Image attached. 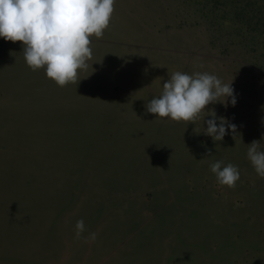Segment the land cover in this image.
<instances>
[{
	"label": "rangeland",
	"instance_id": "rangeland-1",
	"mask_svg": "<svg viewBox=\"0 0 264 264\" xmlns=\"http://www.w3.org/2000/svg\"><path fill=\"white\" fill-rule=\"evenodd\" d=\"M220 1L115 0L63 87L0 38V264H264V178L247 158L264 133V49ZM177 71L232 82L237 103L155 119L146 105ZM209 110L237 133L205 135ZM215 161L238 167L234 187Z\"/></svg>",
	"mask_w": 264,
	"mask_h": 264
},
{
	"label": "clouds",
	"instance_id": "clouds-1",
	"mask_svg": "<svg viewBox=\"0 0 264 264\" xmlns=\"http://www.w3.org/2000/svg\"><path fill=\"white\" fill-rule=\"evenodd\" d=\"M115 0H0V38L22 42L26 65L36 71L43 68L47 78L63 87L75 83L78 70L88 67L92 55L91 37L101 38L114 11ZM159 97L152 98L146 112L155 119L192 121L207 105L212 103L235 106L237 97L230 84L223 83L216 75L197 72L189 75L174 72L163 83ZM224 99L221 100L220 98ZM264 107V106H262ZM211 111V110H209ZM207 119L204 134L214 142L223 141L229 134L237 133V125L225 117H217L214 111ZM264 123V121H262ZM264 133L260 141L253 140L247 146V158L255 172L264 178ZM223 161H215L210 170L217 183L234 187L240 178L238 167ZM85 232L83 219L75 224V237ZM90 233L86 239L95 240Z\"/></svg>",
	"mask_w": 264,
	"mask_h": 264
},
{
	"label": "trees",
	"instance_id": "trees-1",
	"mask_svg": "<svg viewBox=\"0 0 264 264\" xmlns=\"http://www.w3.org/2000/svg\"><path fill=\"white\" fill-rule=\"evenodd\" d=\"M220 1V0H218ZM225 2V13L227 22L241 24L245 32L252 36L261 38L260 48L264 49V0H221ZM220 1V5L224 3ZM229 9V10H226Z\"/></svg>",
	"mask_w": 264,
	"mask_h": 264
},
{
	"label": "crops",
	"instance_id": "crops-1",
	"mask_svg": "<svg viewBox=\"0 0 264 264\" xmlns=\"http://www.w3.org/2000/svg\"><path fill=\"white\" fill-rule=\"evenodd\" d=\"M112 36H114V34H113V32H112V34H111ZM36 71H38V72H36ZM35 71V73H33V71H32V76L33 77H35L36 79H40V80H45V79H43V71H44V69L43 68H41V69H38V70H36ZM47 80V79H46ZM36 80L34 79V82H32V81H30V84L31 85H36L37 83L35 82Z\"/></svg>",
	"mask_w": 264,
	"mask_h": 264
}]
</instances>
